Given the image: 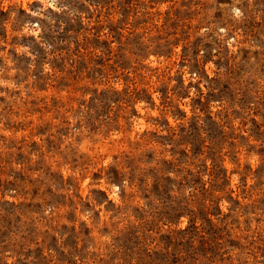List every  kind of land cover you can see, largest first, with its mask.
Segmentation results:
<instances>
[{
    "label": "rangeland",
    "instance_id": "374dc122",
    "mask_svg": "<svg viewBox=\"0 0 264 264\" xmlns=\"http://www.w3.org/2000/svg\"><path fill=\"white\" fill-rule=\"evenodd\" d=\"M0 264H264V0H0Z\"/></svg>",
    "mask_w": 264,
    "mask_h": 264
}]
</instances>
